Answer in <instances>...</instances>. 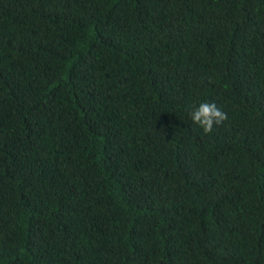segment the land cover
Returning a JSON list of instances; mask_svg holds the SVG:
<instances>
[{"label":"trees","instance_id":"trees-1","mask_svg":"<svg viewBox=\"0 0 264 264\" xmlns=\"http://www.w3.org/2000/svg\"><path fill=\"white\" fill-rule=\"evenodd\" d=\"M0 264H264V0H0Z\"/></svg>","mask_w":264,"mask_h":264},{"label":"clouds","instance_id":"clouds-1","mask_svg":"<svg viewBox=\"0 0 264 264\" xmlns=\"http://www.w3.org/2000/svg\"><path fill=\"white\" fill-rule=\"evenodd\" d=\"M227 118V114L220 110L215 102H203L191 112L192 121L199 125L204 133H211L214 125L223 123Z\"/></svg>","mask_w":264,"mask_h":264}]
</instances>
